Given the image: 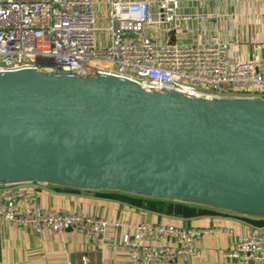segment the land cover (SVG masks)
I'll list each match as a JSON object with an SVG mask.
<instances>
[{
    "label": "water",
    "instance_id": "obj_1",
    "mask_svg": "<svg viewBox=\"0 0 264 264\" xmlns=\"http://www.w3.org/2000/svg\"><path fill=\"white\" fill-rule=\"evenodd\" d=\"M18 183L264 220V98L102 72L0 71V185Z\"/></svg>",
    "mask_w": 264,
    "mask_h": 264
},
{
    "label": "built area",
    "instance_id": "obj_2",
    "mask_svg": "<svg viewBox=\"0 0 264 264\" xmlns=\"http://www.w3.org/2000/svg\"><path fill=\"white\" fill-rule=\"evenodd\" d=\"M100 6L105 7V17ZM178 7V0H0V71L39 67L102 72L155 89L264 98V59L225 56L234 42H169L166 34L160 35L157 27L171 28L177 20L189 18ZM38 185L42 184L0 185V220L33 231L71 230L90 240L99 239L109 226H130L65 210L44 211L30 192ZM212 230L139 222L132 233L121 236L125 264L191 254L194 238ZM147 240L159 246L149 249ZM166 242L177 247H166ZM225 254L264 260V223L238 234ZM81 260L84 264L86 257Z\"/></svg>",
    "mask_w": 264,
    "mask_h": 264
},
{
    "label": "crops",
    "instance_id": "obj_3",
    "mask_svg": "<svg viewBox=\"0 0 264 264\" xmlns=\"http://www.w3.org/2000/svg\"><path fill=\"white\" fill-rule=\"evenodd\" d=\"M178 4V12L189 18L177 20L171 28L157 27L162 37L168 36L169 42H234L227 46L225 56L264 59V0H178ZM151 8L153 10L154 5L151 4ZM151 20L156 21L154 10ZM36 191V201L44 211L65 210L130 226H109L99 239L90 240L71 230L33 231L0 220V264H83L82 256L86 257L84 264H125L127 253L121 245V236L125 232L132 233L139 222L213 230L194 238L191 254L162 262L141 260L137 264H264V260L255 262L225 254L233 247L238 234L248 232L255 225L249 218L221 212L179 217L104 195L124 194L119 192L51 185H38ZM146 244L149 249L159 246L154 240H147ZM165 245L177 247L174 242Z\"/></svg>",
    "mask_w": 264,
    "mask_h": 264
},
{
    "label": "trees",
    "instance_id": "obj_4",
    "mask_svg": "<svg viewBox=\"0 0 264 264\" xmlns=\"http://www.w3.org/2000/svg\"><path fill=\"white\" fill-rule=\"evenodd\" d=\"M104 195L121 199L142 209L152 210L155 212L165 213L179 217L189 218L192 216H198V215L216 212L207 208L169 202V201L156 200V199H146L128 194H104ZM251 222H253L255 225H260L264 223V220L251 219Z\"/></svg>",
    "mask_w": 264,
    "mask_h": 264
},
{
    "label": "rangeland",
    "instance_id": "obj_5",
    "mask_svg": "<svg viewBox=\"0 0 264 264\" xmlns=\"http://www.w3.org/2000/svg\"><path fill=\"white\" fill-rule=\"evenodd\" d=\"M95 1H100V0H95ZM101 6H102V5H101ZM101 6H100V7H101ZM99 12H100V14H101L102 17H105V16L107 15V12H106V10H105V7H101V11H99ZM101 25H102V26H105V22H101ZM101 34H104V33L101 32ZM104 36L106 37V34H105ZM30 192L33 193V194H35V196H37V191H36V189H31Z\"/></svg>",
    "mask_w": 264,
    "mask_h": 264
}]
</instances>
